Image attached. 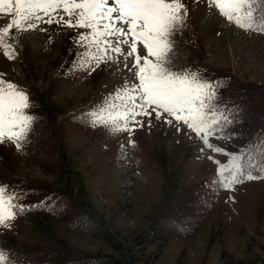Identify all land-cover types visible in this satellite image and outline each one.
<instances>
[{"label": "rangeland", "instance_id": "374dc122", "mask_svg": "<svg viewBox=\"0 0 264 264\" xmlns=\"http://www.w3.org/2000/svg\"><path fill=\"white\" fill-rule=\"evenodd\" d=\"M182 3L188 15L170 37V70L197 72L217 84L221 76L232 75L249 84V98H264V32L228 22L209 8L208 0ZM59 14L64 15L62 10ZM10 20L0 14V27ZM87 32L40 23L28 31L11 30L6 43L12 45L13 59L0 50V78L26 92V112L33 118L19 149L7 139L0 143V185L17 197L13 204L19 206L9 225H0L3 264H37L54 253L52 245L58 241L110 252L121 264H264V178L243 179L231 190L213 183L219 166L214 161L226 165L232 155L240 157L242 171L264 177L257 174L260 165L254 159L241 156L247 140L241 132L248 125L241 112L227 113L225 100L233 95L220 88L213 101L235 121L209 137L223 149L219 153L206 148L182 122L166 123L172 119L167 114L161 120L155 113L137 116L139 124L129 121L131 132L94 125L89 113L107 107L105 98L114 97L125 82L138 81L124 67L123 57L117 58L119 63L96 66L92 61L81 67L86 60L81 53L87 49L77 39ZM138 51L146 55L142 45ZM67 189L121 239L120 249L105 238L72 229L43 204L30 206L44 193ZM177 194L207 204L202 222L189 234L137 249L136 232L165 212Z\"/></svg>", "mask_w": 264, "mask_h": 264}, {"label": "snow or ice", "instance_id": "6c2138e0", "mask_svg": "<svg viewBox=\"0 0 264 264\" xmlns=\"http://www.w3.org/2000/svg\"><path fill=\"white\" fill-rule=\"evenodd\" d=\"M208 6L243 30L264 32V0H208ZM60 10L64 15L59 14ZM0 14L11 17L6 26L0 27V50L10 60L15 54L12 45L6 43L11 30L28 31L40 23L88 30L77 39L87 49L81 53L86 57L81 67L92 61L96 66L108 61L119 63L117 58L123 57L124 67L138 83L125 82L114 97L105 98L107 107L89 113L94 117L92 124H102L112 132H131L129 121L139 124L137 116L151 117L155 113V118L161 120L162 114H167L172 119L166 123L182 122L206 148L223 151L209 142L214 131L235 122L213 104L221 85L197 72L176 73L169 67L168 55L174 47L170 37L188 15L182 0H0ZM138 45L143 46L146 55L140 54ZM122 46H127V51ZM116 100L121 103H114ZM29 105L23 89L0 78V143L7 139L19 149L33 120L26 112ZM214 162L219 166L213 183L228 190L243 179L264 178L242 171L240 157L235 155L226 165ZM259 170L264 173V161ZM16 198L0 185V225L7 227L15 218L14 209L19 207L13 204ZM5 259L0 252V264Z\"/></svg>", "mask_w": 264, "mask_h": 264}, {"label": "trees", "instance_id": "16d2710c", "mask_svg": "<svg viewBox=\"0 0 264 264\" xmlns=\"http://www.w3.org/2000/svg\"><path fill=\"white\" fill-rule=\"evenodd\" d=\"M217 81L220 88L233 95V98L225 100V104L229 105L225 107L227 113L237 110L241 112V118L247 120L248 126L241 132L247 138L243 158L248 156L256 161L257 166L261 165L264 161V101L260 100L264 98H249V94L245 95L250 91L249 84L235 76L224 75ZM256 95L253 94L254 97ZM70 193V189L55 191L52 198L47 195L34 207L43 204L48 211L67 221L72 229L105 238L113 247L120 249L121 239L109 230L102 219L84 209ZM181 194L168 205L165 213L153 216L136 232L133 244L137 249L143 250L148 244L160 246L169 239L189 234L202 222L207 204L201 199L185 198ZM52 248L54 253L37 264H121L120 258L110 252L82 250L66 241L54 242Z\"/></svg>", "mask_w": 264, "mask_h": 264}]
</instances>
